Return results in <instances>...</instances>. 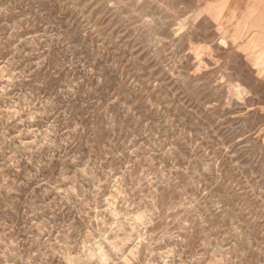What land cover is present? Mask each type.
<instances>
[{
	"label": "rangeland",
	"instance_id": "374dc122",
	"mask_svg": "<svg viewBox=\"0 0 264 264\" xmlns=\"http://www.w3.org/2000/svg\"><path fill=\"white\" fill-rule=\"evenodd\" d=\"M238 1L0 0V264H264Z\"/></svg>",
	"mask_w": 264,
	"mask_h": 264
},
{
	"label": "crops",
	"instance_id": "0c3cea01",
	"mask_svg": "<svg viewBox=\"0 0 264 264\" xmlns=\"http://www.w3.org/2000/svg\"><path fill=\"white\" fill-rule=\"evenodd\" d=\"M222 0H217L215 3L216 13L218 11V5ZM240 2V14L242 16H248L245 32H256L257 39L262 43H258L259 46H264V0H239Z\"/></svg>",
	"mask_w": 264,
	"mask_h": 264
}]
</instances>
